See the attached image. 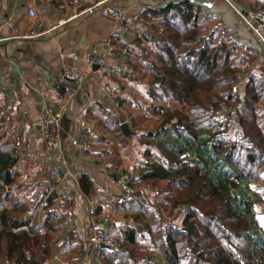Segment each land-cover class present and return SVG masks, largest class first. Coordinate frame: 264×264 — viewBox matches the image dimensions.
I'll return each mask as SVG.
<instances>
[{
  "label": "trees",
  "instance_id": "obj_1",
  "mask_svg": "<svg viewBox=\"0 0 264 264\" xmlns=\"http://www.w3.org/2000/svg\"><path fill=\"white\" fill-rule=\"evenodd\" d=\"M173 6L145 11L147 31L133 29L123 46L130 69L124 76L140 86L158 120L136 128L143 159L125 194L142 231L123 225L117 246L102 249L101 262L158 264L157 249L163 264H264L259 196L251 187L264 169L256 109L264 96V48L259 41L236 42L217 24L202 27L206 20L193 1ZM236 84L243 87L234 91ZM4 124L0 109V264H36L47 239L27 218L37 199L13 195L20 187L18 141H4ZM182 154L188 159H179ZM79 183L90 191L88 176Z\"/></svg>",
  "mask_w": 264,
  "mask_h": 264
},
{
  "label": "crops",
  "instance_id": "obj_2",
  "mask_svg": "<svg viewBox=\"0 0 264 264\" xmlns=\"http://www.w3.org/2000/svg\"><path fill=\"white\" fill-rule=\"evenodd\" d=\"M94 1L0 0V20L5 22L0 31L4 141L13 137L18 141L16 151L13 150L19 173L15 187H20L15 188L14 197L26 196L30 202L37 199L27 218H31L34 227H43L44 233H39L47 242L36 264H84L91 231L115 235L123 225H138L134 213L127 209L131 203L113 175H131L136 170L143 159V149L135 143L136 128L151 127L158 119L147 109L151 102L141 88L130 87L137 94L129 93V87L115 85L114 76H118L125 58L123 46L134 37L133 29H138L139 35L142 30L147 31L143 13L152 15L179 0H111L127 8L123 23L85 15L57 25L59 20L85 10ZM187 1L198 5L199 18L206 20L202 27L211 28L214 23L227 29L236 42L256 44L254 34L228 4L217 0L214 9L207 11L201 6L204 0ZM234 4L244 11L255 9L252 0L244 4L234 0ZM29 7L36 11L33 18L28 15ZM35 31L41 34L34 36ZM86 53L102 55L103 66L94 70L84 59ZM65 70L84 75L80 87L59 80ZM47 109L59 112L61 117L52 124L48 137L43 138L38 122ZM122 123L129 124L130 139L120 130ZM81 135L87 136L89 150L72 144V139ZM55 161L63 164L59 183L47 176ZM82 175L91 180L88 193L80 186ZM49 199L51 202L45 207ZM139 227L138 233L142 231Z\"/></svg>",
  "mask_w": 264,
  "mask_h": 264
},
{
  "label": "built area",
  "instance_id": "obj_3",
  "mask_svg": "<svg viewBox=\"0 0 264 264\" xmlns=\"http://www.w3.org/2000/svg\"><path fill=\"white\" fill-rule=\"evenodd\" d=\"M157 3H164V0H154ZM217 0H204L201 2V6L207 10L212 11L214 9V4ZM222 1L229 6H231L241 17L244 21L245 25L250 29V31L254 34L256 39L260 42V44L264 48V16L260 14V12L256 11H244L240 8L236 7L234 4V0H218ZM28 15L30 17L36 16V11L33 7L28 8ZM92 16V15H99L105 19H109L118 23H123L127 17V8L122 5H117L111 2V0H96L94 1L88 8L85 10L74 13L69 18L65 20H59L57 22L58 26H62L68 21H71L79 16ZM5 27V22L0 20V31ZM39 31H35L33 33L34 36L40 35ZM1 43V39H0ZM86 62L90 65H98L99 67L103 66L104 64V57L102 55L94 56L90 53H86L84 56ZM84 75L75 70H65L59 77L60 81H68L71 80L72 82L76 83L78 87L81 86ZM237 87H234L236 90ZM61 114L59 112H54L51 109H47L44 116L39 120V134L43 138H47L52 124L59 120ZM72 144L84 149L89 150V142L88 138L85 135H81L78 138L72 139ZM187 155L182 154L180 156L181 159H184ZM63 172V164L60 161H55L50 166L47 172L48 178L55 182L59 183L62 180L61 173ZM129 181V175L123 174L117 183L123 188L125 194L130 195L131 189L128 187L127 183ZM93 213V210L90 211V214ZM40 233H44L43 227L36 226ZM101 245L108 246L109 248H114L117 246V241L111 235L100 232L97 230H93L89 233L88 237V250L84 260V264H102L101 262V255H102V248Z\"/></svg>",
  "mask_w": 264,
  "mask_h": 264
},
{
  "label": "rangeland",
  "instance_id": "obj_4",
  "mask_svg": "<svg viewBox=\"0 0 264 264\" xmlns=\"http://www.w3.org/2000/svg\"><path fill=\"white\" fill-rule=\"evenodd\" d=\"M252 1H254V3H255L254 11L260 12V14L262 16H264V1L263 0H252ZM126 64H127L126 60L122 59L121 65L119 66V71H117L118 76L117 75L114 76V83L117 87H119V86L127 87V88L129 87V89L131 90V92H129V93L137 94V92H134L135 90L133 88L134 87L139 88L140 86L139 85H137V86L133 85L131 83V81L127 80V78L124 76V72L130 71V69L127 70ZM258 65H260L259 61H257V63H255V66H258ZM131 77H133V76H131ZM130 87H133V88H130ZM235 87H237L236 90H234V89L233 90L238 91L239 88L241 89V87H243V86H242V84L241 85L236 84ZM130 96H134V94H131ZM256 109H257L258 122H259L260 126L264 129V96L258 102ZM226 112H227V110H224V113H226ZM148 126H150V125H148ZM179 159H181V158L179 157ZM185 159H188V156H186L184 159H181V160H185ZM123 174H125V173H123ZM251 187H252V189H254L258 193L259 201L256 204L257 218H258L260 224L264 226V169L261 172V177L258 180L251 182ZM148 199H150V197H148ZM111 236L115 239L117 238L115 235H111ZM153 253H155L156 257H158V259H157L159 261L158 264H163V261L161 260V256H160L159 251H157V249H155L153 251Z\"/></svg>",
  "mask_w": 264,
  "mask_h": 264
},
{
  "label": "water",
  "instance_id": "obj_5",
  "mask_svg": "<svg viewBox=\"0 0 264 264\" xmlns=\"http://www.w3.org/2000/svg\"><path fill=\"white\" fill-rule=\"evenodd\" d=\"M100 67L98 65H93V69L94 70H98ZM69 82H72L71 80H68ZM120 130L121 132L123 133V135L127 138V139H130V136H131V129L129 127V124L128 123H122L120 125ZM16 151V149H14ZM235 194V192H234ZM141 227H139V230H140ZM101 248L102 249H106V248H109L108 246H105V245H101Z\"/></svg>",
  "mask_w": 264,
  "mask_h": 264
}]
</instances>
